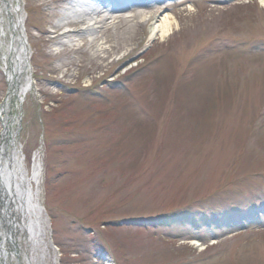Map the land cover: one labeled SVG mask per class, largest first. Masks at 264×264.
<instances>
[{
  "label": "rangeland",
  "instance_id": "rangeland-1",
  "mask_svg": "<svg viewBox=\"0 0 264 264\" xmlns=\"http://www.w3.org/2000/svg\"><path fill=\"white\" fill-rule=\"evenodd\" d=\"M14 1L33 89L9 115L48 229L19 264H264V3L163 0L168 37L122 11L70 49L43 33L72 0ZM8 89L0 61V139Z\"/></svg>",
  "mask_w": 264,
  "mask_h": 264
},
{
  "label": "bare ground",
  "instance_id": "bare-ground-1",
  "mask_svg": "<svg viewBox=\"0 0 264 264\" xmlns=\"http://www.w3.org/2000/svg\"><path fill=\"white\" fill-rule=\"evenodd\" d=\"M160 1L163 0H72L70 4L74 8L73 11L64 14L65 17L56 25L55 30L45 31L43 34L46 36L51 34L50 39L60 40V47L72 49L78 46L83 32L87 33L90 40L96 41L98 30L112 26L113 21L121 18L115 14L122 11H137L128 21H137L136 24L140 27L148 25L150 39L157 37L164 39L174 32L176 20L169 11L167 14L164 13V16H159V11L152 13L153 7L161 6ZM167 6V9L172 8L169 4ZM22 10V5L14 0H0V61L9 87L1 106L3 129L0 139V257L2 264H6V261L12 257L7 251V245L18 246L20 240L25 237L30 239L34 246L41 248L48 233L43 209V152L35 154L32 169L27 170L13 130L16 120H12L9 115L11 103L16 101L21 103L33 89V77L29 70L31 53L27 44L25 17ZM86 17L90 18L88 27L78 28L79 25L75 21L85 20ZM73 22L76 24H74L76 29L71 30L70 23ZM103 44V41L97 44L98 52L105 50Z\"/></svg>",
  "mask_w": 264,
  "mask_h": 264
},
{
  "label": "clouds",
  "instance_id": "clouds-1",
  "mask_svg": "<svg viewBox=\"0 0 264 264\" xmlns=\"http://www.w3.org/2000/svg\"><path fill=\"white\" fill-rule=\"evenodd\" d=\"M262 3H264V0H261Z\"/></svg>",
  "mask_w": 264,
  "mask_h": 264
}]
</instances>
